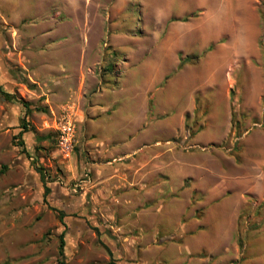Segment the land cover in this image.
<instances>
[{
  "label": "rangeland",
  "instance_id": "374dc122",
  "mask_svg": "<svg viewBox=\"0 0 264 264\" xmlns=\"http://www.w3.org/2000/svg\"><path fill=\"white\" fill-rule=\"evenodd\" d=\"M61 231L64 264H264V0H0V264Z\"/></svg>",
  "mask_w": 264,
  "mask_h": 264
},
{
  "label": "trees",
  "instance_id": "16d2710c",
  "mask_svg": "<svg viewBox=\"0 0 264 264\" xmlns=\"http://www.w3.org/2000/svg\"><path fill=\"white\" fill-rule=\"evenodd\" d=\"M23 106L25 108V112L27 113L29 111L28 105L26 103H23ZM26 125L27 124L22 123V127L25 128ZM35 168H36V171L39 173L40 178H41L42 186L44 188V190H43V199L45 200V196L49 193V187L46 185L45 179L43 177L45 174H44L43 171H41V168L39 166H35ZM62 215H63V213L61 211H59L58 212L59 219H61ZM58 242L59 243H58L57 253H58V256L60 258L59 264H64V262L62 260V257H63V244H64V241H63V232L62 231L58 234ZM106 250H107V248H106ZM107 252L109 253V250H107ZM111 264H114V263L111 262Z\"/></svg>",
  "mask_w": 264,
  "mask_h": 264
},
{
  "label": "crops",
  "instance_id": "0c3cea01",
  "mask_svg": "<svg viewBox=\"0 0 264 264\" xmlns=\"http://www.w3.org/2000/svg\"><path fill=\"white\" fill-rule=\"evenodd\" d=\"M218 51H219V50H212L211 52H209L210 55H209V54L206 55V58H207L208 56H211V55L213 54V55L215 56V59H216L217 53H219ZM204 58H205V56L203 57V59H204ZM215 59H214V60H215ZM227 66H228V68H231V67H232V66L230 65V63L227 64ZM164 67H165V66H164ZM186 67H188V66L186 65ZM159 69L161 70V69H163V67L158 68V70H159ZM164 69H166V68H164ZM164 69H163V71H164ZM187 69H188V68H187ZM214 69H215V68H214L213 66H210V72H211V73L214 72V71H213ZM217 72H218V71H217ZM244 79H245V78H244ZM208 84H213V83H212V82H208Z\"/></svg>",
  "mask_w": 264,
  "mask_h": 264
}]
</instances>
